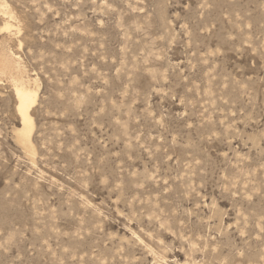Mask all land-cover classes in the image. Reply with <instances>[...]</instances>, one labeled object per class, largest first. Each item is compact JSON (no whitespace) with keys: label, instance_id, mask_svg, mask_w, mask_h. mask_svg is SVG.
<instances>
[{"label":"rangeland","instance_id":"rangeland-1","mask_svg":"<svg viewBox=\"0 0 264 264\" xmlns=\"http://www.w3.org/2000/svg\"><path fill=\"white\" fill-rule=\"evenodd\" d=\"M7 21L38 101L27 149L0 75V264H264V0H0Z\"/></svg>","mask_w":264,"mask_h":264},{"label":"bare ground","instance_id":"bare-ground-1","mask_svg":"<svg viewBox=\"0 0 264 264\" xmlns=\"http://www.w3.org/2000/svg\"><path fill=\"white\" fill-rule=\"evenodd\" d=\"M1 12L4 16L13 18L12 12L1 3ZM13 25L7 21L0 32L10 34ZM0 75H7L12 79V86L18 100V113L21 118V128L18 130V138L20 142L27 148H33V133L35 129V122L32 115V109L38 101V91L32 89L31 80H25L21 76H15L12 73L11 65L6 62L0 54ZM36 83V81H33Z\"/></svg>","mask_w":264,"mask_h":264}]
</instances>
